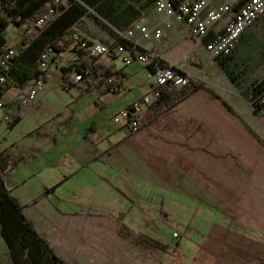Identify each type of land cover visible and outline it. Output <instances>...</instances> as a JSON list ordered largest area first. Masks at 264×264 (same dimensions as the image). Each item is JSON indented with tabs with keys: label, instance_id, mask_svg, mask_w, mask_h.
I'll list each match as a JSON object with an SVG mask.
<instances>
[{
	"label": "crops",
	"instance_id": "obj_1",
	"mask_svg": "<svg viewBox=\"0 0 264 264\" xmlns=\"http://www.w3.org/2000/svg\"><path fill=\"white\" fill-rule=\"evenodd\" d=\"M79 3L86 13L72 24L73 30L109 43L115 38L94 17L118 34H125L136 24L147 30L160 29V37L142 38L140 30L135 28L134 38L140 39L141 47L155 49L167 62L173 63L171 57L181 50V45H185L190 36L183 23L156 10L155 0H79ZM25 32L19 44L31 34L29 29ZM200 42L198 40L195 46ZM75 55L76 51H72L50 64L48 80L34 99L26 97L32 79L21 88L8 87L0 97L4 105L27 100L13 128H5L4 121L0 122V150L10 157L2 171L3 181L22 204L25 217L57 255L72 264H116L117 248L104 245V240L126 238L118 234L119 222L129 227H143L150 222L157 227V223L168 221L167 213L159 216L151 213L155 197H166L157 200L158 205H162L167 204L168 197L176 196L180 211L185 210L186 198H197L194 192L203 185L197 174L187 177V165L189 162L202 163L198 154H189L193 128L184 117L181 123L167 124L165 130H160L159 127L164 126L153 124V116L148 118L146 114L162 110L155 111L144 105L138 131L133 132L112 121L115 110L133 98H140L151 88L154 78L147 66L137 61L123 65L118 60L100 57L116 71L113 74L114 87L107 90L101 76H94L91 72L79 81L72 70L67 81L62 80L61 67ZM53 65L60 69V86L50 84ZM147 73L152 80H145ZM9 88L14 92L6 95ZM200 88L180 101L188 99L191 94L188 106L206 99L220 104L225 114H236L232 107V110L226 109L222 101ZM184 107L189 110L197 106ZM239 117L248 128L242 130L250 138L254 135L260 141L258 136L262 137L261 132H264V117H261L262 126L257 124L255 130ZM197 137L196 146L193 145L196 149ZM176 163L177 175L181 178L177 194H172L173 189L171 191L168 184ZM175 178L176 174L173 180ZM119 185L141 200L149 201L151 206L144 201L141 206L132 202L119 190ZM186 192L191 193L187 196ZM240 200L241 208L226 209L221 223L216 220V211L208 212L205 256L192 255L191 264H264V193L242 195ZM135 210L143 213L141 224L135 223L138 216ZM174 219L175 227L193 229L186 220ZM0 264H15L1 232Z\"/></svg>",
	"mask_w": 264,
	"mask_h": 264
},
{
	"label": "rangeland",
	"instance_id": "obj_2",
	"mask_svg": "<svg viewBox=\"0 0 264 264\" xmlns=\"http://www.w3.org/2000/svg\"><path fill=\"white\" fill-rule=\"evenodd\" d=\"M12 1L0 0L1 17L8 16L5 9ZM28 28L31 33L28 34L29 37L35 35L33 37L35 38L43 33V29H36L31 23L25 22L17 25L10 21L4 30L6 47L16 50L20 37L26 34L25 31ZM43 42H47L45 36ZM196 42L198 39L188 36L186 44L181 45V50L171 57L172 62L186 71L190 79L202 81L206 86L217 91L232 105L234 112L238 115L232 112L225 114L220 104L206 99L203 102H197L199 106L195 103H190L188 106L191 94L188 99L159 113L147 112L148 118L153 116V124L164 126L159 127L160 130H165L167 124L181 123L183 117L185 122L193 128V131H190L189 154H198L202 164L196 165L189 162L186 169L187 177L190 174H197L202 179L203 185L201 189L194 192L197 198H186L187 208L183 211H180L181 207L178 205L176 196L168 197L167 204L162 205H158L157 200L160 198L163 200L165 196L154 198V211L151 213L154 216L167 213L168 221L157 223V227L150 222H146L147 224L143 227L130 226L137 237L129 235L125 239L120 238L119 241L105 239L104 245L117 248L118 262L116 264H175L174 253H180L178 254L180 264H189L191 256L195 254L204 258L209 213L216 211V220L221 223L226 209L239 210L241 208L242 195L264 193L262 185L264 182V132H261L263 142L258 141L254 135L250 138L242 130L247 127L239 117L241 116L254 130L257 129V124L260 126L263 124L261 114L253 110L247 96L243 95L242 91L250 94L252 83L264 76V15L261 14L252 25L245 28L242 37L232 51V57L227 61L238 86L233 84L216 60L207 56L202 42L195 46ZM59 70V67L53 65L50 76V84L53 87L60 86ZM145 80H152L149 73L146 74ZM13 92L14 89L9 88L6 95ZM192 105L197 107L189 110L184 107ZM100 115L104 116L103 113ZM196 137L198 138V149L195 148ZM177 169L178 163L173 165L170 184H168L171 187L170 190L173 189L172 194H177L179 188L181 176L177 175ZM175 174L176 178L173 180ZM119 186V190L128 199L130 198L139 206L143 204L144 200L130 193L125 187ZM187 193L191 192H186V195ZM144 202L148 207L151 206L149 201ZM136 212L139 217L137 216L135 223L141 224V218L144 219L143 213ZM177 217L186 220L193 229L175 227L174 218ZM175 231L177 235L174 234ZM196 244L204 245L197 246Z\"/></svg>",
	"mask_w": 264,
	"mask_h": 264
},
{
	"label": "trees",
	"instance_id": "obj_3",
	"mask_svg": "<svg viewBox=\"0 0 264 264\" xmlns=\"http://www.w3.org/2000/svg\"><path fill=\"white\" fill-rule=\"evenodd\" d=\"M240 1L242 2L243 0ZM50 7H54L56 13L52 16L50 22L42 28L43 35L41 34L35 38L24 37L15 53L10 57L8 67L3 68L0 65V70H3L6 75V83L0 87V97L10 86L21 88L31 79L39 77H42L45 82L48 80L47 72L40 70L37 63L38 54H40L42 47L46 44H50L54 48L56 56L58 57H63L72 51H76L77 53V55L69 60V63L66 66L61 67V78L64 82L67 81V75L70 71L75 70L80 72L83 69H87L88 72H91L94 76H101L103 81L106 82L105 88L107 90L113 89V74L116 71L110 65H107L104 60L76 50L77 41L73 37L74 30L71 26L84 13H86V9L79 3V0H74L69 5H62V3L55 4L53 0H13L5 9L8 16H0V58L4 50H6V36L4 30L8 23L13 21V23L17 25H21L25 22L32 24L37 18L44 13L46 14ZM94 19L118 42H120L124 48L130 50L132 54L144 50L139 45H134L131 41L124 39L120 34L111 30L105 22L96 17H94ZM242 35L243 32L240 35V38ZM44 36L47 38L46 43L43 42ZM231 57L232 52L223 57H217L215 60L226 72L233 84L238 86L232 69L227 65V61ZM161 62L162 64H167V61L162 60ZM147 67L153 73L152 66L148 65ZM178 70L183 74H187L184 70ZM108 78H111V80L108 81ZM200 87L206 89L211 97H216L217 100L222 101L225 104L226 109L232 110V106L217 94L216 91L206 86L202 81L190 78L188 85L181 88L163 85L159 90V95L147 105L155 111H161L167 107L175 105L190 92ZM263 90L264 76L258 81L252 83L250 94H247L246 91H242V94L247 96L249 103L255 104L253 98ZM26 102L27 100L21 99L17 102H9L5 105V113L8 116L5 120L3 117H0V122L4 121L5 128H13L19 121ZM253 106V110L257 111V107H255V105ZM258 137L259 140L263 142V138L260 136ZM9 161V154L0 150V232L7 242L14 263L72 264L54 252L53 248L49 245V242L35 229L33 223L25 217L22 204L17 201L8 187L4 184L2 171ZM118 234L121 237H128L129 235L137 237L131 227L126 226L121 222L118 224ZM178 254L180 253L173 254V259L176 262L175 264L181 263ZM189 264L191 263L189 262ZM197 264H203V262Z\"/></svg>",
	"mask_w": 264,
	"mask_h": 264
},
{
	"label": "built area",
	"instance_id": "obj_4",
	"mask_svg": "<svg viewBox=\"0 0 264 264\" xmlns=\"http://www.w3.org/2000/svg\"><path fill=\"white\" fill-rule=\"evenodd\" d=\"M53 1L55 4L69 5L74 0ZM155 5L157 11H162L166 15L172 16L177 22L183 23L189 35L202 41L203 49L214 60L217 57L230 54L235 49L245 28L252 25L264 13V0H243L242 2L240 0H155ZM55 13V8L50 7L46 14L44 13L32 23V27L44 28ZM135 28L140 30L142 38H148L150 35L160 37L161 34L160 29L147 30L140 24L133 25L125 34L120 33V35L134 45L140 46V39L134 38ZM73 37L77 41L76 50L92 57H105L112 61L118 60L123 65L137 61L139 64L152 66L154 81L149 91L140 98L129 100L128 104L120 106L112 114V121L126 126L133 132L139 130L142 106L155 99L163 85H170L174 88L188 85L189 77L187 74L180 72L178 69H182L174 62L162 64V56L152 47H142L144 49L142 52L132 54L116 39L109 43L102 42L81 35L77 30H74ZM5 49L0 58V65L3 68L8 67L9 59L16 51L12 47ZM57 58L54 48L50 44H46L38 54L39 69L47 72L50 64ZM89 74L87 69L80 72L74 70L75 79L79 81ZM110 80L111 78H108V81ZM5 83L6 75L3 70H0V87ZM43 85H45V81L42 77L32 79L26 91L27 99H34ZM253 101L255 104H250L255 105L257 112L264 117V90L257 94ZM0 110L2 111L0 117L5 120L8 115L5 113V105L1 99Z\"/></svg>",
	"mask_w": 264,
	"mask_h": 264
}]
</instances>
